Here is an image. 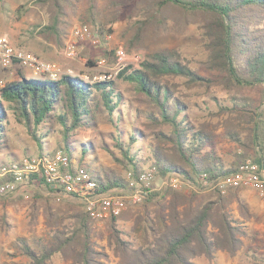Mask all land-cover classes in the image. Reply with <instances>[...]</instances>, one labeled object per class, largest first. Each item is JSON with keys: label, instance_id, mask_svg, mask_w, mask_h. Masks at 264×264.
Here are the masks:
<instances>
[{"label": "trees", "instance_id": "trees-1", "mask_svg": "<svg viewBox=\"0 0 264 264\" xmlns=\"http://www.w3.org/2000/svg\"><path fill=\"white\" fill-rule=\"evenodd\" d=\"M87 1L81 24L104 33L106 25L130 18L141 0L125 3L113 0L104 5L96 0ZM70 3L71 0H37V6L48 15V21L41 29L42 35L63 37ZM169 9L178 10L187 17L201 13L218 21L230 78L243 87L261 82L264 97V0H151L146 12L151 19H158ZM90 64L96 66L93 61ZM165 75L199 78L169 50L149 55L142 68H128L118 77L132 85L149 106L144 116L155 134L154 143L147 145L148 153L144 152L143 146L137 147L144 143V134L134 127L128 134V141H123L120 123L125 114L130 116L133 113V108L116 87V81L89 83L69 75L58 80L22 76L17 81L0 85V153L9 140L11 117L26 129L38 146L41 145V156L54 155L45 144L55 128L61 133L63 143L58 150L63 149L72 160L76 159L88 168L99 185V192L126 189L128 181L125 176L90 167L85 163L87 149L81 148L79 153L71 143L79 129L105 112L116 131L114 138L122 155L117 161L136 177L150 165L156 167L158 178L175 175L194 185L199 184L203 174L215 179L233 172L235 168L228 167L217 154L213 132L205 126H195L189 120V105L177 95ZM249 106L248 100L235 97L231 113L239 111L256 116L249 141L257 153L252 156L246 151L237 156V161L242 163L252 159L263 163L264 109L254 113L247 109ZM232 138L239 147L247 150V142L236 136ZM8 156L16 160L13 155ZM0 162L4 160L0 159ZM30 186L34 187L32 183ZM39 187L51 191L43 182ZM155 198L160 199L154 203ZM234 202L242 215H249L239 190L227 196L218 193L216 199H206L194 192L185 194L173 188L154 192L139 213H123L108 220V243L114 246L117 264H195L194 260L200 257L213 262L219 252L234 257L245 249V239L249 238L245 225L231 209ZM58 218L49 213L51 233L48 243L34 247L24 239L20 240V251L29 259L27 264H51L56 255L68 264H107L104 261L109 259L108 255L94 240V221L83 203L79 210L69 215L71 223L65 224ZM122 218L133 220L132 231L139 245L126 238L130 234L119 228L118 222Z\"/></svg>", "mask_w": 264, "mask_h": 264}, {"label": "rangeland", "instance_id": "rangeland-1", "mask_svg": "<svg viewBox=\"0 0 264 264\" xmlns=\"http://www.w3.org/2000/svg\"><path fill=\"white\" fill-rule=\"evenodd\" d=\"M113 0H96L100 5L110 4ZM122 3L132 0H120ZM151 0H141L137 3L131 17L106 25L104 33L93 31L97 45L91 42L78 44V55L70 59L65 55L66 41L75 27L81 25V16L88 5L87 0H71L67 7L66 33L61 39L50 35H42L41 29L48 21L46 12L37 6V0H0V34H5L12 42L26 51L36 55L42 61L55 65L51 71L36 74L29 67L14 64L10 69L0 68V85L8 81H17L22 76L30 79H44L56 73L58 80L62 76L80 77L83 81H116V87L121 91L133 108L130 116L120 123L123 129V141H128V134L134 127L144 134V152L148 153L147 145L154 143L155 130L150 127L144 113L149 106L144 98L139 97L132 85L118 79L119 74L129 69H140L147 57L158 51H172L186 68L199 78L188 75H165V79L177 90V95L189 105L187 116L195 126H205L215 135V150L228 167L238 165L237 156L248 154L254 156L257 151L250 143L251 130L256 116L253 113H231L232 102L236 97L249 102L248 110L259 113L264 109L263 85L261 82L252 87L238 85L230 78L223 56L221 25L218 21L204 14L187 17L178 10L169 9L163 17L151 19L146 9ZM114 10H117L114 8ZM107 23V22H106ZM113 33H109L108 31ZM122 47L126 53L125 61H119L115 51ZM104 60L103 65L99 61ZM95 62L92 67L91 62ZM92 77V78H90ZM2 82V84H1ZM230 109V112L227 111ZM136 116V117H135ZM46 139L45 147L55 153L63 144L61 133L55 128ZM114 126L109 116L102 112L90 124L78 130L71 139L72 145L81 153V148L87 149L85 163L99 170L116 172L126 177V169L117 159L122 155L116 146ZM231 133V135H230ZM9 140L0 159L12 162L8 155L19 159L39 154L40 146L31 139L26 129L11 117ZM247 142V150L239 147L232 137ZM77 157H79L77 155ZM76 160V159H74ZM181 178V177H180ZM166 178L156 182V192L171 188ZM181 186L176 191L185 194L192 192L206 198L216 199L218 193L191 184L181 178ZM236 190H230L226 195ZM239 195L249 209V215H242L238 204L232 203L231 209L237 219L243 222L249 238L245 239L246 247L232 257L226 252H219L216 259L210 262L205 257L194 260L195 264H264V196L257 191L239 190ZM160 198H155L158 201ZM144 204V203H143ZM143 204L130 207L129 212L139 213ZM152 207V205H150ZM81 208V201L70 196H56L43 187H28L17 194L0 195V264H27L29 259L20 251V240L24 239L34 247L48 243L51 227L49 213L55 214L69 224V215ZM119 220L118 226L133 239L135 238L133 220ZM108 221L94 222V240L98 248L108 255L107 264H117L114 246L108 243ZM256 256V257H255ZM51 264H68L60 255H56Z\"/></svg>", "mask_w": 264, "mask_h": 264}, {"label": "built area", "instance_id": "built-area-1", "mask_svg": "<svg viewBox=\"0 0 264 264\" xmlns=\"http://www.w3.org/2000/svg\"><path fill=\"white\" fill-rule=\"evenodd\" d=\"M86 42L97 45L100 41L88 25H78L66 42L65 55L70 59L76 58L78 44ZM115 54L119 61L127 58L122 47L116 49ZM98 63L103 65L105 61ZM14 64L29 67L36 74L51 71L55 66L16 46L7 35L0 34V68L10 69ZM49 78H57V74L53 73ZM109 78L111 76H104L103 80ZM126 179V189L115 188L99 192V185L88 168L72 160L63 149L57 150L51 157L35 155L12 162H0V195H14L31 187V183L34 187H39L43 182L56 196H70L80 200L90 218L98 223L119 217L130 207L145 203L156 192L155 185L159 178L156 167L150 165L137 177L132 171H128ZM180 179V176L174 175L166 180L169 187L179 189ZM198 185L221 195H226L230 190L250 189L264 196V162L248 159L239 163L233 172L215 179L203 174Z\"/></svg>", "mask_w": 264, "mask_h": 264}, {"label": "crops", "instance_id": "crops-1", "mask_svg": "<svg viewBox=\"0 0 264 264\" xmlns=\"http://www.w3.org/2000/svg\"><path fill=\"white\" fill-rule=\"evenodd\" d=\"M67 41H68V40H67ZM67 41H66V42H67ZM37 155H39V154H37ZM21 158H22V157H21ZM3 160H4V159H3ZM16 160H17V159H16ZM4 161H6V160H4Z\"/></svg>", "mask_w": 264, "mask_h": 264}]
</instances>
